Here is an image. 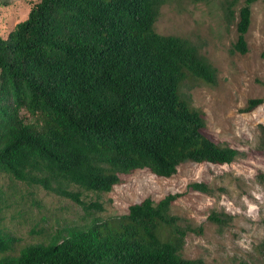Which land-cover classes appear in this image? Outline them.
<instances>
[{
    "label": "trees",
    "instance_id": "trees-1",
    "mask_svg": "<svg viewBox=\"0 0 264 264\" xmlns=\"http://www.w3.org/2000/svg\"><path fill=\"white\" fill-rule=\"evenodd\" d=\"M256 1L244 0L238 10L231 53L247 52ZM165 2L39 0L0 36V176L84 208L70 185L107 193L138 169L168 178L186 162L235 159L236 150L207 133L204 114L182 92L192 83L215 85L216 69L189 40L153 28ZM234 4L227 5L229 17ZM262 102L251 99L242 111ZM189 187L207 191L204 184ZM177 197L145 198L120 217L93 218L16 251L2 228L0 193V264H207L181 255L188 233L202 229L171 214ZM88 207L101 210L97 203ZM208 220L223 227L231 217L211 212ZM254 251L259 260L244 264H264V240Z\"/></svg>",
    "mask_w": 264,
    "mask_h": 264
},
{
    "label": "rangeland",
    "instance_id": "rangeland-1",
    "mask_svg": "<svg viewBox=\"0 0 264 264\" xmlns=\"http://www.w3.org/2000/svg\"><path fill=\"white\" fill-rule=\"evenodd\" d=\"M39 0H0V36L24 20ZM235 2L229 17L226 8ZM244 0H166L153 25L160 35L189 40L216 69V84L192 83L182 92L190 95V106L205 116L206 131L221 145L236 150L235 159L225 165L186 162L168 178L147 169L121 176L107 193L80 192L84 208L71 199L0 176L4 200L3 231L14 239L13 248L45 243L55 231L99 222L126 214L130 205L150 198L159 201L177 194L171 214L183 225L200 227V234L188 233L181 255L202 259L207 264H244L258 261L254 246L264 240V0L251 6L245 35L247 52L231 53L237 38L238 10ZM263 99L251 112H243L251 99ZM23 116L26 114L23 112ZM204 184L201 192L190 184ZM94 203L101 210L88 207ZM211 212L231 217L218 227L208 220Z\"/></svg>",
    "mask_w": 264,
    "mask_h": 264
}]
</instances>
